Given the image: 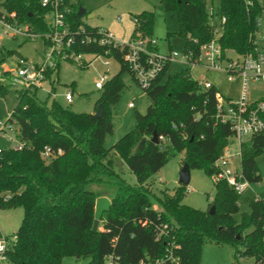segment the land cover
<instances>
[{"label":"trees","instance_id":"1","mask_svg":"<svg viewBox=\"0 0 264 264\" xmlns=\"http://www.w3.org/2000/svg\"><path fill=\"white\" fill-rule=\"evenodd\" d=\"M61 1L65 27L74 36L66 52L113 59L119 70L101 88L96 107L101 106L102 116L75 114L55 101L39 102L36 90L11 89L13 73L5 71L4 65L13 53L0 47V99L11 93L16 100L8 120L17 127L16 139L22 146L0 150V210L20 208L23 213L6 264H60L64 257L85 264H106L109 257L118 264H137L164 260L168 248L177 262L164 264H198L201 248L208 243L234 247L235 264L238 258L264 264L263 200L249 199V213L240 214L236 221L240 195L225 181L213 180L214 198L209 204L213 215L182 205L186 190L181 185L171 195L160 192L156 197L159 212L150 207L148 181L171 154L184 152L183 164L203 169L209 177L218 173L215 164L234 140L230 126L215 119L214 87L202 90L187 70L167 76L170 65L166 64L150 87L143 89L150 101L146 113L136 114L134 130L106 149L104 139L112 133L108 108L118 102L124 89L121 77L128 73L136 82L124 59L129 50L85 43L87 38L98 39L99 29L83 23L68 0ZM156 8L176 16L178 35L185 42L182 52L196 56L199 46L212 38L211 20L220 17L225 19L219 38L222 49L239 54L249 50L256 10L247 9L242 0H218L211 17L207 0H160ZM50 10L41 6V0H0V20L15 22L36 35L50 32L46 22ZM133 19L130 40L151 39L153 13L141 12ZM41 39L46 49L49 40ZM148 50L157 51V46ZM19 60L24 59L19 58L15 68ZM59 61L56 58L54 68L44 72L45 80H50ZM140 62L144 64V57ZM84 66L83 61L79 63L80 68ZM154 134L157 143L151 142ZM45 148L53 157L43 158ZM263 153L264 132L240 145L241 181L259 183L255 158ZM110 154L123 161L136 186L118 179ZM105 178L117 180L115 192L109 211L101 217V230L92 231L96 196L88 186L104 183Z\"/></svg>","mask_w":264,"mask_h":264},{"label":"rangeland","instance_id":"2","mask_svg":"<svg viewBox=\"0 0 264 264\" xmlns=\"http://www.w3.org/2000/svg\"><path fill=\"white\" fill-rule=\"evenodd\" d=\"M160 0H68L69 4L84 9L87 14L82 17V22L90 27L105 29L123 43L130 41L135 28L133 16L141 12L153 13V34L151 39L156 41L157 52L160 55H167L168 52L176 53L178 56L184 50L185 42L178 35L177 18L173 14L163 13L156 8ZM209 0H207L208 2ZM218 5V0H212L213 8ZM92 17L89 19V17ZM216 20L214 21V23ZM0 47L4 51H10L13 55L4 65L5 71L11 73L15 70V64L19 58L36 66L42 62L44 45L42 39L26 40L21 36L13 37L0 23ZM233 58L234 55L227 54ZM87 66L79 67V63H71L61 59L56 71L45 80L36 92V99L39 102L55 101L61 107L68 109L75 114H94L96 103L100 97L101 89L95 88V84L101 77L106 81L118 73L119 65L113 60L92 55L82 56ZM182 70L189 72L190 78L194 81L210 82L218 95L224 99L237 100L240 93L239 77L232 81L227 80V75L221 72L206 71L200 67L185 65L179 58L173 59L166 75L171 76ZM124 89L120 94L118 102L108 108V114L112 124V133L106 135L104 147L109 149L114 143L120 140L125 134L134 130L136 125V114L144 115L150 104L148 97L142 88L133 82L128 73L121 77ZM103 82V85L105 82ZM16 87L14 84L11 86ZM72 94V102L64 101V94ZM249 92L252 100H258L264 94V83L249 85ZM129 104L133 108H129ZM16 105V100L9 93L6 98L0 99V121H6ZM17 127L12 124L10 130H6L0 136V150L13 148L18 144L16 139ZM185 153L171 154L167 163L148 181L151 192L149 198L152 210L159 212L160 206L156 200L160 192L173 194L178 187L179 172L183 166ZM113 163V171L118 179L123 180L129 186H136L135 177L130 173L127 166L115 154H110ZM255 166L260 176L259 183L250 184L249 188L241 193L238 199L239 215L249 213V199L256 198L264 201V153L255 158ZM228 169L240 173V162L238 156V144L234 141L229 147ZM106 182L91 184L88 190L92 191L96 199L104 197L111 200L114 192V178H105ZM186 193L181 204L192 209L205 212L209 211V204L214 198L213 177L205 174L203 169H190V180L184 186ZM95 199V201H96ZM22 210L20 208L11 210H0V236H13L21 223ZM102 221L98 224L97 230H101ZM235 249L228 245L204 244L201 248L198 264H235ZM60 264H85L84 261L75 260L71 257H64ZM237 264H253L252 259L238 258Z\"/></svg>","mask_w":264,"mask_h":264},{"label":"built area","instance_id":"3","mask_svg":"<svg viewBox=\"0 0 264 264\" xmlns=\"http://www.w3.org/2000/svg\"><path fill=\"white\" fill-rule=\"evenodd\" d=\"M247 9L255 8L256 15L254 19L255 29L249 37V50L243 54H239L231 49H222L219 43V38L222 35V25L225 23L223 17L211 20V40L199 46V53L196 56L190 51L182 52L180 56L176 53L168 52L167 55H160L157 51L148 50V46H156V41L153 39H141L128 41L126 43L116 39L110 32L99 29L100 37L98 39L87 38L85 43H97L98 45H111L114 47H127L129 53L125 56V61L129 65L136 83L143 89L150 87L152 81L162 72L166 64H171L173 59L179 58L185 65L192 67H200L206 71L221 72L227 75V80L232 81L234 77H239L240 93L237 100L224 99L216 92L215 98V119L221 124H228L233 133V140L239 147L247 142L251 137L262 134L264 132V94L258 100L251 99L249 85L256 83H264V0H242ZM41 6H49L51 8L46 16V22L50 27V32L45 35H36L30 33L25 27L16 24L15 22L8 23L3 19L0 20L1 25L9 31L13 37L21 36L26 40H35L45 38L49 40V46L44 50L42 62L36 66L19 60L18 66L13 72L12 84L17 88L28 87L31 90H38L45 81L44 72L54 68L56 58L60 60H73L81 63L83 55H73L68 53L71 45L74 42V36L68 32L64 24L66 10L62 9L61 0H41ZM208 15L211 17L214 8L211 0L207 2ZM13 18V16H10ZM216 22L214 23V21ZM194 44H197L194 41ZM227 54L234 55L233 58L227 57ZM141 57H144V64L140 62ZM105 77H101L95 84V88L100 90ZM198 86L202 90L213 88V85L204 80L197 81ZM66 103L72 102V94L67 92L64 94ZM129 108H133L129 104ZM10 117V115H9ZM9 117L6 121H0V136L12 128V123L9 122ZM231 146V145H230ZM224 148L222 155L218 158L215 169L218 173L213 177L214 181L223 180L237 194L241 195L249 184L241 181V174L228 169V152L229 147ZM22 146L18 143L13 146V149L20 150ZM60 152L58 151L57 154ZM43 158L53 157V154L47 149H44ZM165 228V227H164ZM162 234V231H161ZM158 235L159 236L161 235ZM15 236L4 237L0 236V264H6V253L15 242ZM166 261L176 263L170 248L166 250L164 260H141L137 264H164ZM106 264H118L109 257Z\"/></svg>","mask_w":264,"mask_h":264},{"label":"water","instance_id":"4","mask_svg":"<svg viewBox=\"0 0 264 264\" xmlns=\"http://www.w3.org/2000/svg\"><path fill=\"white\" fill-rule=\"evenodd\" d=\"M7 1V0H3ZM86 14V11L82 9L81 7L78 8L77 10V15L78 17H84ZM94 116L97 118H100L102 116V108L101 106L96 107V111L94 113ZM152 143H157L156 140V135L154 134L152 139ZM190 180V168L187 164H183L180 172H179V177H178V183L181 186H186L188 185ZM110 209V201L107 198L101 197L96 199L95 204H94V220H93V225H92V231H96L98 224L100 222V219L102 215L106 212H108ZM209 215L214 214V207L211 206L208 211Z\"/></svg>","mask_w":264,"mask_h":264},{"label":"crops","instance_id":"5","mask_svg":"<svg viewBox=\"0 0 264 264\" xmlns=\"http://www.w3.org/2000/svg\"><path fill=\"white\" fill-rule=\"evenodd\" d=\"M86 14H87V12H86ZM86 14H85V15H86ZM91 18H92V17L90 16L89 19H91ZM93 28L103 29V28H99V27H93ZM104 30H105V29H104Z\"/></svg>","mask_w":264,"mask_h":264}]
</instances>
